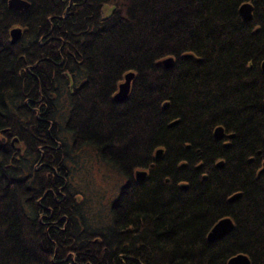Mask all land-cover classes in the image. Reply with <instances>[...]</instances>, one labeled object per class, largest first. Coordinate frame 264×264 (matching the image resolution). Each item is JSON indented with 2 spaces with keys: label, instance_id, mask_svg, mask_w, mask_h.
<instances>
[{
  "label": "trees",
  "instance_id": "obj_1",
  "mask_svg": "<svg viewBox=\"0 0 264 264\" xmlns=\"http://www.w3.org/2000/svg\"><path fill=\"white\" fill-rule=\"evenodd\" d=\"M24 1L0 0V264H264V0Z\"/></svg>",
  "mask_w": 264,
  "mask_h": 264
},
{
  "label": "water",
  "instance_id": "obj_2",
  "mask_svg": "<svg viewBox=\"0 0 264 264\" xmlns=\"http://www.w3.org/2000/svg\"><path fill=\"white\" fill-rule=\"evenodd\" d=\"M7 5L13 9L22 10L27 7V2L24 0H7ZM250 9L251 6L247 3H243L239 6V13L242 16V18L245 21H248L250 19ZM10 35V42L14 43L20 36V29L18 27H13L9 31ZM172 58L167 57L162 60L161 63H163L164 66L169 67L171 64ZM260 70L264 73V60L260 62ZM133 77L132 72H126L122 80L117 84L116 91L112 95V100L115 102H122L125 100L127 96V92L129 89V83L131 78ZM264 104V100H263ZM213 135L215 139H219L222 136V129L220 127H215L213 130ZM160 154V149L155 150V157H158ZM219 165V164H217ZM264 165V162H263ZM263 169L261 167L260 171ZM145 177V171L144 170H136L134 171V178L136 181H142ZM238 193L230 196L228 198L229 201L234 200L236 197H238ZM233 227V222L229 217H224L216 221L208 230L206 234L207 241H215L216 239L220 238L221 236L228 233ZM226 264H250V260L247 256L244 254L238 253L235 255H232L230 258L227 259Z\"/></svg>",
  "mask_w": 264,
  "mask_h": 264
},
{
  "label": "rangeland",
  "instance_id": "obj_3",
  "mask_svg": "<svg viewBox=\"0 0 264 264\" xmlns=\"http://www.w3.org/2000/svg\"><path fill=\"white\" fill-rule=\"evenodd\" d=\"M80 166H87V164H84V165H82V163L80 164ZM100 168V167H99ZM106 176V175H105ZM104 176V177H105ZM107 183H109V184H113L111 181H110V178L108 177V180H107ZM108 191H109V189H108ZM110 196H112V195H110ZM95 210H96V212H97V215L95 216V217H93L94 219H98L100 216H102L103 214H102V208L101 207H95ZM92 218V219H93Z\"/></svg>",
  "mask_w": 264,
  "mask_h": 264
},
{
  "label": "flooded vegetation",
  "instance_id": "obj_4",
  "mask_svg": "<svg viewBox=\"0 0 264 264\" xmlns=\"http://www.w3.org/2000/svg\"><path fill=\"white\" fill-rule=\"evenodd\" d=\"M214 136V135H213ZM222 136H223V134H222ZM222 136H221V138H222ZM220 139V138H219ZM250 264H251V262H250Z\"/></svg>",
  "mask_w": 264,
  "mask_h": 264
}]
</instances>
